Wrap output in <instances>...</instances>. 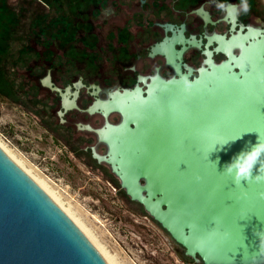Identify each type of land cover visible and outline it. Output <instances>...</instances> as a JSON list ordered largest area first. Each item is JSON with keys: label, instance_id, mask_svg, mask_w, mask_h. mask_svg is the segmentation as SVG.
<instances>
[{"label": "water", "instance_id": "1", "mask_svg": "<svg viewBox=\"0 0 264 264\" xmlns=\"http://www.w3.org/2000/svg\"><path fill=\"white\" fill-rule=\"evenodd\" d=\"M227 47L225 59H208L191 78L176 69L144 95L115 92L109 104L121 120L99 135L106 155L93 156L184 256L264 264V181L254 179L264 176V162L240 184L222 171L247 142L264 141V35L247 26ZM0 264H109L1 148Z\"/></svg>", "mask_w": 264, "mask_h": 264}, {"label": "flooded vegetation", "instance_id": "2", "mask_svg": "<svg viewBox=\"0 0 264 264\" xmlns=\"http://www.w3.org/2000/svg\"><path fill=\"white\" fill-rule=\"evenodd\" d=\"M25 1L38 8L30 22L20 19V8L0 0V91L10 100L11 92L23 91L45 136L81 163L103 189L101 198L115 205L114 214H105L115 218L122 207L143 221L134 220L142 225L138 234L151 255L162 250L153 247L159 239L175 264L200 263L184 256L183 248L129 199L93 152L106 155L99 135L121 120L109 104L115 92L139 89L144 95L153 79L170 78L176 69L191 78L208 59H225L229 38L247 26L264 35V0H247L249 11L234 16L218 5L240 0Z\"/></svg>", "mask_w": 264, "mask_h": 264}, {"label": "rangeland", "instance_id": "3", "mask_svg": "<svg viewBox=\"0 0 264 264\" xmlns=\"http://www.w3.org/2000/svg\"><path fill=\"white\" fill-rule=\"evenodd\" d=\"M4 1L10 8L21 9L19 13L23 22L35 20L38 8L32 2ZM22 92H11L10 100L5 98L6 93L0 91V142L21 154L66 194L67 198L60 196L64 208L70 205L75 217L92 230L98 242L110 254H115L120 263L132 264L134 261L136 264H175L173 254L166 245L158 244L159 239L158 242H153L156 244L153 247H160L162 250L157 249V253L153 255L148 252L149 244L138 234L141 233L138 226L142 225L134 222H143L142 220L130 216L122 207L117 210L118 216L115 218L105 214L106 211L112 213L115 205L101 198L103 189L94 183L96 180L93 177L89 179L90 175L81 163L72 160L57 141L45 136L32 115L36 108ZM129 205L142 212L137 203L129 202ZM93 217L97 221H91Z\"/></svg>", "mask_w": 264, "mask_h": 264}, {"label": "clouds", "instance_id": "4", "mask_svg": "<svg viewBox=\"0 0 264 264\" xmlns=\"http://www.w3.org/2000/svg\"><path fill=\"white\" fill-rule=\"evenodd\" d=\"M220 8L226 9L229 15H236L238 11L247 13L249 11V4L247 0H240L239 5H218ZM242 139V137H237L236 140L231 141V143ZM228 142L226 145H229ZM223 148V147H222ZM219 164V157L215 161ZM262 162H264V141L256 140L255 143L247 142L245 146L236 154H234L228 162L223 166L222 171L231 176L233 182L240 184L243 181H249L253 179V170ZM256 182L264 181V176L254 177Z\"/></svg>", "mask_w": 264, "mask_h": 264}, {"label": "bare ground", "instance_id": "5", "mask_svg": "<svg viewBox=\"0 0 264 264\" xmlns=\"http://www.w3.org/2000/svg\"><path fill=\"white\" fill-rule=\"evenodd\" d=\"M0 148L71 217V219L77 224V226L83 231V233L89 238L95 247L102 253L109 264H122L116 260L115 254H110L106 250L105 246L98 242L92 230L83 224L79 218L75 217L74 213L71 212L72 209L70 205L68 208H64L60 201V196L65 198L67 197L66 194L58 188V186H56L50 179L44 176L37 168L32 166L23 156H21V154L7 147L6 144L0 142ZM91 221L97 220L93 217Z\"/></svg>", "mask_w": 264, "mask_h": 264}]
</instances>
